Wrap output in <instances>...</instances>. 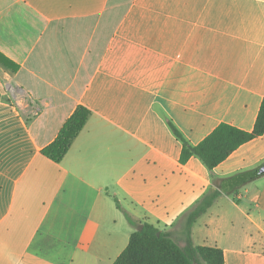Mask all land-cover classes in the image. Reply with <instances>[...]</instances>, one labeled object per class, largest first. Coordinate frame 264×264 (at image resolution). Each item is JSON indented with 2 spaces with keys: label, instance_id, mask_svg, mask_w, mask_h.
I'll return each mask as SVG.
<instances>
[{
  "label": "crops",
  "instance_id": "crops-1",
  "mask_svg": "<svg viewBox=\"0 0 264 264\" xmlns=\"http://www.w3.org/2000/svg\"><path fill=\"white\" fill-rule=\"evenodd\" d=\"M0 264H112L143 223L223 264H264V134L209 171L180 162L264 98V0H0ZM28 106L36 113L27 114ZM89 112L59 163L40 155ZM242 184L240 187L239 185ZM127 214L133 221L130 225Z\"/></svg>",
  "mask_w": 264,
  "mask_h": 264
},
{
  "label": "trees",
  "instance_id": "trees-1",
  "mask_svg": "<svg viewBox=\"0 0 264 264\" xmlns=\"http://www.w3.org/2000/svg\"><path fill=\"white\" fill-rule=\"evenodd\" d=\"M0 65L12 73L18 70V65L10 61L0 52ZM89 112L83 107H77L65 121L53 142L43 148L40 155L54 163H59L68 152L72 142L82 131L88 119ZM168 126L174 137L181 142L180 162L186 163L191 157L198 158L205 168L213 170L230 154L243 144L264 134V98L262 99L257 117L251 132H245L228 124H219L200 143L191 146L171 124ZM261 167H264V163ZM256 171L239 173L232 180L250 181L258 177ZM242 184L239 185V187ZM218 195H205L185 218V231L182 239H177L170 232L160 231L155 226L143 223L134 231L127 246L112 264H223V253L219 248L196 246L190 239V230L197 219L201 217L215 202ZM130 225H134L125 214Z\"/></svg>",
  "mask_w": 264,
  "mask_h": 264
},
{
  "label": "rangeland",
  "instance_id": "rangeland-1",
  "mask_svg": "<svg viewBox=\"0 0 264 264\" xmlns=\"http://www.w3.org/2000/svg\"><path fill=\"white\" fill-rule=\"evenodd\" d=\"M0 84H5L1 79H0ZM17 94V92H13V94L12 95H10L9 93H7V92H5V93H0V97H8V98H10V97H14V95H16ZM27 114H29V115H32L33 113H35V111H33V109H31L29 106H28V109H27Z\"/></svg>",
  "mask_w": 264,
  "mask_h": 264
},
{
  "label": "water",
  "instance_id": "water-1",
  "mask_svg": "<svg viewBox=\"0 0 264 264\" xmlns=\"http://www.w3.org/2000/svg\"><path fill=\"white\" fill-rule=\"evenodd\" d=\"M264 174V167H261V168H259L257 171H256V175L257 176H261V175H263Z\"/></svg>",
  "mask_w": 264,
  "mask_h": 264
},
{
  "label": "built area",
  "instance_id": "built-area-1",
  "mask_svg": "<svg viewBox=\"0 0 264 264\" xmlns=\"http://www.w3.org/2000/svg\"><path fill=\"white\" fill-rule=\"evenodd\" d=\"M36 113V112H35Z\"/></svg>",
  "mask_w": 264,
  "mask_h": 264
}]
</instances>
